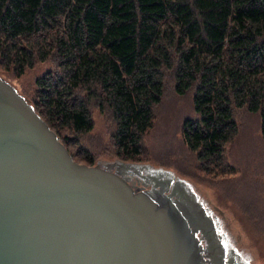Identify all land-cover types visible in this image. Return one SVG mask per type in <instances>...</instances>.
<instances>
[{"label":"trees","instance_id":"1","mask_svg":"<svg viewBox=\"0 0 264 264\" xmlns=\"http://www.w3.org/2000/svg\"><path fill=\"white\" fill-rule=\"evenodd\" d=\"M55 53L32 105L59 140L93 128L95 99L112 113L117 153L136 160L167 71L178 95L193 92L182 137L205 170L222 167L235 109L257 113L264 138V0H0L3 71L19 77Z\"/></svg>","mask_w":264,"mask_h":264},{"label":"water","instance_id":"2","mask_svg":"<svg viewBox=\"0 0 264 264\" xmlns=\"http://www.w3.org/2000/svg\"><path fill=\"white\" fill-rule=\"evenodd\" d=\"M176 199L75 161L0 76V264H205Z\"/></svg>","mask_w":264,"mask_h":264},{"label":"rangeland","instance_id":"3","mask_svg":"<svg viewBox=\"0 0 264 264\" xmlns=\"http://www.w3.org/2000/svg\"><path fill=\"white\" fill-rule=\"evenodd\" d=\"M48 69H58L56 53L19 77L2 68L0 76L33 104L35 78ZM164 81L162 100L154 108L153 125L142 138L136 160L122 159L117 153L112 113L95 99L89 102L93 128L75 138L71 132L62 133L60 140L68 134L71 139L63 142L79 163L92 162L114 172L122 165H133L138 173L124 172L131 184L149 188V183H142V176L148 173L184 183L218 231L224 259H231L233 264H264V138L259 115L245 108L234 110L238 132L224 148L222 167L205 170L182 137L183 120L195 116L193 92L178 95L171 71L166 72ZM78 94L84 96L86 90L82 88ZM205 242L206 238L201 239L202 247Z\"/></svg>","mask_w":264,"mask_h":264},{"label":"flooded vegetation","instance_id":"4","mask_svg":"<svg viewBox=\"0 0 264 264\" xmlns=\"http://www.w3.org/2000/svg\"><path fill=\"white\" fill-rule=\"evenodd\" d=\"M116 172H119L128 182L129 177L125 175L126 172L138 173L133 165H122ZM142 177L145 180L142 183H149V188H143L141 185L130 182L129 184L135 190L147 191L159 203L165 202L167 196L176 199L179 208L187 215L190 227L200 241L206 238V246H203L202 252L205 264H233L231 259H224L223 246L218 231L212 226L210 217L204 214L202 208H199L198 203L195 202L193 195L184 183L171 182L169 177L160 173H148Z\"/></svg>","mask_w":264,"mask_h":264}]
</instances>
